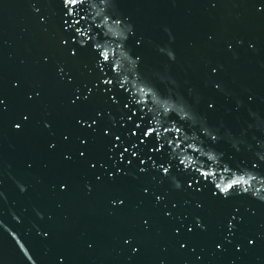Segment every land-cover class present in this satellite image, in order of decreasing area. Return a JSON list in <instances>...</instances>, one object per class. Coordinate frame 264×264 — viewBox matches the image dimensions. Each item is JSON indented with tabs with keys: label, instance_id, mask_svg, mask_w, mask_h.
I'll use <instances>...</instances> for the list:
<instances>
[{
	"label": "water",
	"instance_id": "obj_1",
	"mask_svg": "<svg viewBox=\"0 0 264 264\" xmlns=\"http://www.w3.org/2000/svg\"><path fill=\"white\" fill-rule=\"evenodd\" d=\"M0 264H264V0H0Z\"/></svg>",
	"mask_w": 264,
	"mask_h": 264
},
{
	"label": "snow or ice",
	"instance_id": "obj_2",
	"mask_svg": "<svg viewBox=\"0 0 264 264\" xmlns=\"http://www.w3.org/2000/svg\"><path fill=\"white\" fill-rule=\"evenodd\" d=\"M64 2L66 3V4H75L76 2H77V0H64ZM69 28H71L72 27V25L70 24V25H67ZM76 31H79V29H77ZM105 58H107V56H105ZM105 83H111V81H105ZM137 127H139V125H137ZM151 131H152V129H149L148 130V133H144L143 135L144 136H146V135H148L149 133H151ZM132 135H135V133H132ZM141 143H143V141H141ZM125 151H128V149H125ZM156 151H159V148H157L156 149ZM141 163H143V161H141ZM181 163H183V161H181ZM163 171L165 172V173H167L168 172V168L167 167H165V168H163ZM233 183H236L235 181L233 182ZM189 187H191V185H189ZM229 187H231V185H229ZM222 191H227V189H222Z\"/></svg>",
	"mask_w": 264,
	"mask_h": 264
}]
</instances>
